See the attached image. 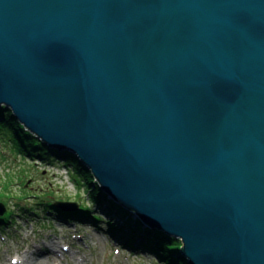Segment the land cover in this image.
I'll use <instances>...</instances> for the list:
<instances>
[{
  "label": "water",
  "instance_id": "water-1",
  "mask_svg": "<svg viewBox=\"0 0 264 264\" xmlns=\"http://www.w3.org/2000/svg\"><path fill=\"white\" fill-rule=\"evenodd\" d=\"M0 107L188 264H264V0H0Z\"/></svg>",
  "mask_w": 264,
  "mask_h": 264
},
{
  "label": "rangeland",
  "instance_id": "rangeland-1",
  "mask_svg": "<svg viewBox=\"0 0 264 264\" xmlns=\"http://www.w3.org/2000/svg\"><path fill=\"white\" fill-rule=\"evenodd\" d=\"M57 163L45 164L38 159L6 155L1 146L0 194L12 191L13 194L5 196L19 198L20 194L42 191L51 192L52 200L78 202L82 188L75 186L66 167ZM11 201L14 202L7 201L9 205ZM4 203L0 201L5 208ZM44 216L50 218L49 214ZM106 217L103 215L102 220ZM14 220L16 223L9 231L0 233V264H159L154 255L131 250L107 235L105 223L98 229L87 223L46 225L45 219L31 215L27 219L14 217ZM51 250L57 251V255H51Z\"/></svg>",
  "mask_w": 264,
  "mask_h": 264
},
{
  "label": "trees",
  "instance_id": "trees-1",
  "mask_svg": "<svg viewBox=\"0 0 264 264\" xmlns=\"http://www.w3.org/2000/svg\"><path fill=\"white\" fill-rule=\"evenodd\" d=\"M1 146L6 155L9 153L13 157L38 159L45 164L58 162L60 166L66 167L71 182L78 188H82L84 197L81 194L77 198L79 208L76 211H63L55 207V202L59 200H52L51 192L20 194L17 196L19 198L5 196L13 194L12 191L3 192L0 194V201L5 202V212L0 215V233L9 231L12 224L16 223L14 217L27 219L30 215L36 218L42 217L46 220V225L55 222L87 223L99 229L102 226L100 224L105 223L106 229H104L107 235L113 236L131 250L135 248L154 255L159 264H188L179 252L177 239L145 228L129 212L116 206L94 182L90 171L73 154L46 146L26 131L4 107H0ZM24 184L25 182L23 186ZM9 200L14 202L11 201L12 204L9 205ZM45 214H49L50 218L45 217ZM103 215L107 216L105 220H102ZM113 216L114 218H111ZM115 219H118L119 223ZM42 227L46 228L44 224Z\"/></svg>",
  "mask_w": 264,
  "mask_h": 264
},
{
  "label": "bare ground",
  "instance_id": "bare-ground-1",
  "mask_svg": "<svg viewBox=\"0 0 264 264\" xmlns=\"http://www.w3.org/2000/svg\"><path fill=\"white\" fill-rule=\"evenodd\" d=\"M50 254L56 256L57 255V251L51 250Z\"/></svg>",
  "mask_w": 264,
  "mask_h": 264
}]
</instances>
